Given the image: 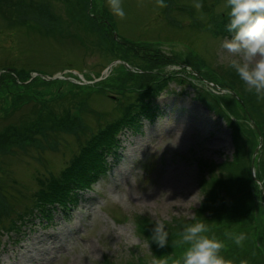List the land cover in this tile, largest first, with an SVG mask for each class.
I'll use <instances>...</instances> for the list:
<instances>
[{"label":"rangeland","instance_id":"374dc122","mask_svg":"<svg viewBox=\"0 0 264 264\" xmlns=\"http://www.w3.org/2000/svg\"><path fill=\"white\" fill-rule=\"evenodd\" d=\"M86 2L0 0V73L6 66L34 69L40 72L30 70L32 78L86 87L92 84L86 74L93 77L96 71L101 75L94 81L120 74L123 68L135 73L154 70L132 54L127 57L108 50L100 24H94V29L88 26L92 21L87 14L92 16V11L111 25L116 41L142 51L157 48L158 56H172L194 71L195 58H201L206 65L202 71L208 73L203 72L204 77L235 80L239 89L247 91L229 66L233 54L220 47L231 34L215 33L213 19L228 12L226 0H120L123 18L112 12L110 0H88L87 7ZM111 54L121 59L112 61ZM177 71L175 63L161 69L164 73ZM188 76L183 83L171 80L155 97L152 105L159 109L157 118L141 120L137 132L122 129L115 158L107 157L108 173L79 193L77 202L67 210L50 209L49 218L36 211L34 204L40 179L58 175L78 143L115 119L118 104L124 100H113L114 92H69L61 87L60 97L39 105L41 114L45 108L51 114L42 124L47 126L40 132L34 127L32 136H25L22 143L0 150V264H173L179 260L181 254L170 262V253L156 256L135 231V218L153 224L193 219L203 200L201 182L214 174L210 165L233 157L231 129L201 104L194 86L241 101L234 91L217 89L224 83L212 86ZM45 92L51 93V88ZM253 103V117L264 126V95ZM36 107L29 100L7 116L1 111L0 130L7 123L23 126L40 119ZM53 114L74 116L79 129L74 133L52 130ZM249 122L258 139L250 158L260 146L262 151L258 148L254 159L264 161L260 128L255 119ZM262 204L264 207V200ZM13 222L18 227L8 231Z\"/></svg>","mask_w":264,"mask_h":264},{"label":"trees","instance_id":"16d2710c","mask_svg":"<svg viewBox=\"0 0 264 264\" xmlns=\"http://www.w3.org/2000/svg\"><path fill=\"white\" fill-rule=\"evenodd\" d=\"M87 3L88 0L86 7ZM90 12L93 15L87 14V16L92 23L89 21L88 26L94 29L96 28L94 24H100L99 29L102 28L104 33V35L102 33V37L104 36L103 43L107 44L108 50L111 49V51H116L118 54L127 57L132 54L145 67L154 66V70L135 73L123 68L120 74H114L110 78L107 77L86 87H81L73 82H65L61 85L54 84L52 81H44L40 76L32 78L30 70L36 73L40 72L34 69L22 71L7 66L3 68L0 73V112L2 111L7 116L13 113L20 104L31 100L37 105V114L41 115V118L23 126L7 123L4 128L2 127L0 130L1 151L10 144L22 143L25 136H32L34 127L38 132L43 130L46 124L44 126L42 124L47 117L51 118V114L46 108L41 114L38 106L43 107L44 104L46 106L48 102L60 97L62 94L61 87L69 92L96 91L104 95H108V92H114L117 96L113 97V100H124L118 104L120 109L115 119L104 126H100L95 132L89 133L78 143L76 152L73 153L58 175L51 174L40 179L38 189L34 194V204L38 208L37 210L49 217L47 214L50 209L67 210L73 206L78 200L79 193L89 190L91 185L109 170L110 163L107 157L115 158V150L119 144L118 135L122 129L131 128L137 132L141 127V120H154L158 116L159 110L152 105L153 98L165 89L171 80L177 79L179 83H183L187 78L186 75L198 79L201 74L200 80L204 78L214 83H224L225 85L219 84L221 88L232 90L240 97L241 103L230 95H215L206 89L194 86L197 99L224 119L230 127L234 147L233 157L224 160L221 164L210 165L209 169L214 171V174L209 176V179H204L203 183L201 182V191L204 194L200 207L195 210V215L191 220L177 218L165 224L168 231V243L164 247H158L151 241L154 224L150 220L136 217L135 231L146 239L156 256L159 253L160 256L170 253V262L177 259V255H182L185 247H187L186 244L181 243L180 233L183 228L188 224L203 222L209 229L208 235L215 236L224 242L225 246L221 250V255L227 264H264V207L262 204L264 199L255 180V178L260 179L264 189V161L259 159L255 163L254 178L251 174L250 154L255 149V142H258V139L250 126L248 117L250 115L253 120L255 119V124L260 128L261 139H263L264 144V126L253 117V107L255 106L253 102L257 99V94L250 90L242 91L235 85L237 84L235 80H222L223 82H220L213 75L204 77V74L208 73L202 71L206 65L201 58H195L196 71L199 72L197 76L192 75L184 68L181 69L183 74L180 75L174 72L169 74L161 72L163 67L178 63L177 60L172 56H158L159 50L157 48H145L142 51L133 44L127 45L124 42L114 40L111 25L92 11ZM227 22V13L221 12L215 16L213 23L217 35H230L225 28ZM114 46L117 47V50L114 49ZM118 47H121L120 51ZM111 58H113L112 61L121 59L115 58L113 55ZM137 68L139 70V67ZM191 69L193 70V68ZM203 72L205 73L203 74ZM100 74V71H96L93 77H99ZM85 77L93 78L88 74ZM50 88L51 93L45 92ZM54 117L52 130L65 129L74 133L76 128L79 129V123L74 116L66 114L62 118L56 115ZM31 126L33 127L31 128ZM22 219L23 217H21ZM16 226V223L13 222L8 231L16 228ZM241 234L243 240L239 245H236L233 237ZM135 264H139L138 261Z\"/></svg>","mask_w":264,"mask_h":264},{"label":"clouds","instance_id":"9594fccd","mask_svg":"<svg viewBox=\"0 0 264 264\" xmlns=\"http://www.w3.org/2000/svg\"><path fill=\"white\" fill-rule=\"evenodd\" d=\"M226 3L228 22L225 28L231 36L222 40L220 47L233 54L229 66L247 90L254 91L259 98L264 95V0H226ZM110 8L116 16L124 17L120 0H110ZM208 231L203 222L186 225L180 236L181 243L187 247L173 264H227L221 255L224 242L208 235ZM151 238L158 247H164L168 243L166 225L156 221ZM233 240L239 245L243 235H237Z\"/></svg>","mask_w":264,"mask_h":264}]
</instances>
